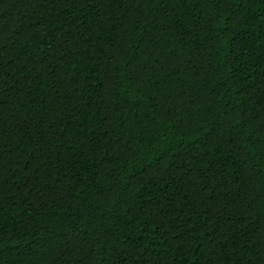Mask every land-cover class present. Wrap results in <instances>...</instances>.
Instances as JSON below:
<instances>
[{
  "label": "trees",
  "instance_id": "16d2710c",
  "mask_svg": "<svg viewBox=\"0 0 264 264\" xmlns=\"http://www.w3.org/2000/svg\"><path fill=\"white\" fill-rule=\"evenodd\" d=\"M0 264H264V0H0Z\"/></svg>",
  "mask_w": 264,
  "mask_h": 264
}]
</instances>
